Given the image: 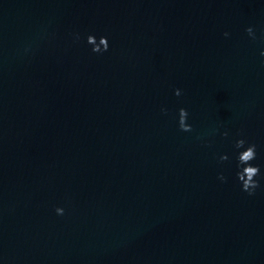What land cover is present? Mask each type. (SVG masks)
<instances>
[{
  "label": "water",
  "instance_id": "obj_1",
  "mask_svg": "<svg viewBox=\"0 0 264 264\" xmlns=\"http://www.w3.org/2000/svg\"><path fill=\"white\" fill-rule=\"evenodd\" d=\"M261 50L264 0H0V264H264Z\"/></svg>",
  "mask_w": 264,
  "mask_h": 264
},
{
  "label": "clouds",
  "instance_id": "obj_2",
  "mask_svg": "<svg viewBox=\"0 0 264 264\" xmlns=\"http://www.w3.org/2000/svg\"><path fill=\"white\" fill-rule=\"evenodd\" d=\"M245 32L247 33V36L255 40L257 37L254 33V30L251 26L245 28ZM225 37L228 36V33L225 32L223 33ZM95 37L91 34H88L85 37V43L87 45H90V51L92 53L96 54H102L109 49V44L107 37L105 36H100L104 38V41L106 43H103L102 46L96 45L95 43L92 42V38ZM74 41H79L81 39L80 35L78 33L73 35ZM260 57L264 58V50H261L259 53ZM261 64L264 65V59H261ZM173 94L175 96H180L181 95V90L180 89H174ZM166 109L161 108V112H165ZM188 117V113L186 109L183 107L178 109V114H177V127L180 131L182 132H190L191 131V125L186 122ZM220 135L222 137H226L228 133L225 132H220ZM199 139V137H198ZM232 156L233 159L235 160V167H236V172H235V180L239 184L240 190L248 193L249 195H252L255 190L259 187L257 179H255L259 173H260V167L259 165H254L251 162L254 161L257 157V152H256V145L254 143H251L248 141L246 138H243L241 136H237L233 141H232ZM229 157L226 154H221L218 158L219 161H225L228 160ZM217 179L220 182L225 181V176L221 173L217 174ZM56 215H63L64 209L61 207H56L54 209Z\"/></svg>",
  "mask_w": 264,
  "mask_h": 264
}]
</instances>
